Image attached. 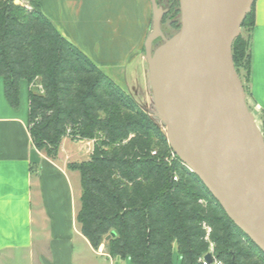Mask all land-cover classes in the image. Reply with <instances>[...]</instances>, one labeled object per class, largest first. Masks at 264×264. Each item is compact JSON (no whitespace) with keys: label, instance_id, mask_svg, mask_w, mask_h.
<instances>
[{"label":"trees","instance_id":"16d2710c","mask_svg":"<svg viewBox=\"0 0 264 264\" xmlns=\"http://www.w3.org/2000/svg\"><path fill=\"white\" fill-rule=\"evenodd\" d=\"M0 0V77L4 96L17 107L19 83L36 78L42 92H28V124L34 147L55 159L70 137H101L87 160L68 163L80 178V233L97 250L104 237L110 257L131 264H200L207 251L202 221L212 227L223 264H264V252L227 216L193 172L175 160L170 146L141 108L42 13ZM254 2L232 43L234 68L249 95ZM144 50V49H143ZM264 127V113L260 112ZM156 151V155L151 152ZM177 175V181L172 179ZM202 200L204 204L200 203Z\"/></svg>","mask_w":264,"mask_h":264},{"label":"water","instance_id":"95a60500","mask_svg":"<svg viewBox=\"0 0 264 264\" xmlns=\"http://www.w3.org/2000/svg\"><path fill=\"white\" fill-rule=\"evenodd\" d=\"M150 1L144 58L154 114L180 161L264 252V138L231 51L254 0H179L180 29L155 49L152 42L164 37L161 10Z\"/></svg>","mask_w":264,"mask_h":264},{"label":"crops","instance_id":"0c3cea01","mask_svg":"<svg viewBox=\"0 0 264 264\" xmlns=\"http://www.w3.org/2000/svg\"><path fill=\"white\" fill-rule=\"evenodd\" d=\"M35 1L86 56L96 52L100 59H94L110 63L137 58L141 65L142 42L152 24L146 0ZM29 89L30 84L20 81L14 108L4 96L0 77V264H76L80 253L87 256L88 251L109 258L101 247H91L76 221L80 178L78 182V171L68 163L87 160L89 153L70 136L62 138L55 159L34 147L28 124ZM248 103L264 113V0H254ZM76 241H81L82 252H77ZM85 261L82 255L79 262Z\"/></svg>","mask_w":264,"mask_h":264},{"label":"rangeland","instance_id":"374dc122","mask_svg":"<svg viewBox=\"0 0 264 264\" xmlns=\"http://www.w3.org/2000/svg\"><path fill=\"white\" fill-rule=\"evenodd\" d=\"M105 2H111V0H105ZM29 6H30V8L32 7V5L30 3H29ZM102 22H105V20L103 19ZM167 24H168V22H160V28H161L162 32H164L163 34H164L165 38L162 39L161 37H157L152 42V49H155L156 47L161 45L165 40L170 38L174 33H176L180 29V26H181V22L180 23L178 22V26H174L176 29L175 28L171 29V28L166 27ZM151 26H152V24L150 25V30H151ZM145 39H146V37L144 38V40L142 42L141 52L143 55H142L141 65H140V60H138L137 58L136 59L133 58L132 60H129L128 58H126V59H124V61H121L122 63L121 62L120 63H110L109 62L110 60H96V59H94L93 56H98V58L100 56L96 52H93V53L89 52V54H87V56L93 63H95L113 81V83L116 86H118L119 88L124 90L127 94H129L130 97L138 105H140L142 108L143 107L149 108V109H146V111H151L150 113L152 114L151 118H152L153 122L158 126V128L166 136V124H165V122L160 117H158L157 115H155L153 113L154 107H153V102H152L151 88H150L149 79H148V68H147L146 60L144 58V50H143ZM74 45H77L79 47V49H82V47L79 44H74ZM124 55H125V53H124ZM101 61H104V62H101ZM128 61L131 62L129 65H127ZM141 66H142V69H141ZM31 88L33 89L34 92H39V93H41L43 90L41 84L38 82V80L36 78L31 82ZM246 103H247L249 110L253 113L255 120H256V123H257L258 127L260 128L262 135H263V138H264V127L262 125L260 112L256 111L252 107L251 104L249 105L248 97H246ZM98 137L88 139L90 145L92 146V144H93V151L90 152L89 157L93 154L94 149H95L94 147H95L96 143L101 139V137L99 139H98ZM91 139H94V141L92 142ZM75 145L76 144L73 143V146H75ZM81 161H83V160H81ZM76 174H77V178H78V182H79L78 172ZM78 189L80 192V184H78ZM78 203H79V200H78ZM202 204H204V203L202 202ZM204 222L207 226H209L211 228V233H212V227L206 221H204ZM201 223H200V227L203 230V236H204V229H203V226ZM211 233H210L209 237H211ZM80 243H81V241H76V246H77L76 250L78 248L77 252H82L84 250L83 246H81ZM205 243L208 244L206 241H205ZM99 247H101L100 249H103V250H100V251H103L101 253H106L104 240ZM214 249H216V248H214ZM173 253H174V257H173L172 263L173 264H180V258L177 254L176 249L173 250ZM84 254H86V253H83V254L80 253V255L77 258L76 264H82L79 262L82 255L86 259L84 264H131L130 258H120V257H113V258L109 257L108 258L105 255L100 256V255L91 253L90 251H88L87 256H85Z\"/></svg>","mask_w":264,"mask_h":264},{"label":"built area","instance_id":"2783aa9c","mask_svg":"<svg viewBox=\"0 0 264 264\" xmlns=\"http://www.w3.org/2000/svg\"><path fill=\"white\" fill-rule=\"evenodd\" d=\"M9 1H11V2L14 3V4L20 5V6L24 7V8L30 9V6H29V3H28V0H9ZM30 86H31V84H30ZM249 105H250V104H249ZM253 108H254L256 111L259 112L257 106H256V107H253ZM150 112H151V111H147V113H148L149 116L151 117L152 114H151ZM153 113H154V112H153ZM70 132H71L70 128H67V129H66V136H71V135H70ZM74 139H76L77 141L81 142V144L84 146L86 152L89 153V155H90V152L93 151V144H92V146H91L90 143H89V140H88V139H79L78 137H75ZM91 141L93 142L94 139H91ZM151 154H152V155H156V151H152ZM164 160H165V162H167L168 164H171L173 161L177 160V161H179V163H180L181 165L185 166L189 172H192L190 168H188V167H187L182 161H180V159L178 158V156L174 153V151H173L172 149H170L168 155L165 157ZM172 179H173L174 181H177V175L173 174ZM199 202L202 203L203 201H202V200H199ZM201 224H202L203 229H204V236H203V239H204L208 244H207V251H206L204 254H202L201 256L198 257V262H199L200 264H223V262L220 261V260L217 258V256H216L215 249H214V248H215V242H213L212 239H211V237H209V236H210V233H211V228H210L209 226H207V225L205 224L204 221H202ZM206 253H209L210 256H211V261H210V262H207V261L205 260V258H204V255H205Z\"/></svg>","mask_w":264,"mask_h":264},{"label":"flooded vegetation","instance_id":"af4514ba","mask_svg":"<svg viewBox=\"0 0 264 264\" xmlns=\"http://www.w3.org/2000/svg\"><path fill=\"white\" fill-rule=\"evenodd\" d=\"M150 7V22H152V6L151 1L146 0ZM155 3L161 10L159 22H168L166 27L174 29V26H178V22H181V11L179 0H155ZM176 29V28H175ZM162 31V30H161ZM164 32H162L165 38ZM163 39V38H162Z\"/></svg>","mask_w":264,"mask_h":264}]
</instances>
